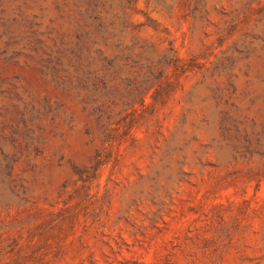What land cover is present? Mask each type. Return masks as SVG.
<instances>
[{
  "label": "rangeland",
  "instance_id": "obj_1",
  "mask_svg": "<svg viewBox=\"0 0 264 264\" xmlns=\"http://www.w3.org/2000/svg\"><path fill=\"white\" fill-rule=\"evenodd\" d=\"M88 1L0 0V264H264V181L213 123L264 106V0H107L86 43ZM170 45L198 69L163 102L112 87ZM131 117L93 175L97 120Z\"/></svg>",
  "mask_w": 264,
  "mask_h": 264
},
{
  "label": "trees",
  "instance_id": "obj_2",
  "mask_svg": "<svg viewBox=\"0 0 264 264\" xmlns=\"http://www.w3.org/2000/svg\"><path fill=\"white\" fill-rule=\"evenodd\" d=\"M106 1H88V7L81 15L87 18L84 25L90 20L95 23V26H86L87 31L84 37H80L82 41L90 42L93 30H105L107 23H109V27H112L116 20H124L123 14L113 13L107 15V11H105ZM132 2V0H125V6L129 7ZM99 7H101V10H99ZM110 38H115V36L111 34ZM98 52L101 55L99 50ZM115 60L123 63L124 67L117 71L119 83L113 84L112 87L118 86L120 88L124 86L125 89L131 87L128 94L139 97L140 106L143 103L141 96L149 91H153L151 96L153 102H163L170 93L174 92L175 86L183 76L198 69L194 59L187 62L183 61L173 45L169 46L166 53L158 56L142 51L134 56L130 55L129 58L115 57ZM123 69L125 70L122 71ZM87 71L89 70L83 71L84 76L88 74ZM120 72H124L125 76L121 77ZM101 84L104 88L108 87L105 78L101 79ZM247 97H250V94H247ZM259 99L264 102V95L255 96L249 100L253 104ZM250 113V108L242 109L232 105L231 108L221 109L216 105V109H214L215 121L213 123L224 144L230 148L229 151L233 158H242L249 166L252 165L245 172V176L254 180L257 188L264 181V106L257 108L253 116ZM97 123L104 146L94 157L93 175H96L101 167L112 161L116 148L120 146L123 140L130 137L136 119L131 117L121 125H113L99 118Z\"/></svg>",
  "mask_w": 264,
  "mask_h": 264
}]
</instances>
